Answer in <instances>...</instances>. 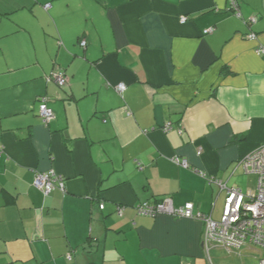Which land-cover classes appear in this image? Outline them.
<instances>
[{"label": "crops", "instance_id": "crops-1", "mask_svg": "<svg viewBox=\"0 0 264 264\" xmlns=\"http://www.w3.org/2000/svg\"><path fill=\"white\" fill-rule=\"evenodd\" d=\"M237 3L0 0V264H260L201 218L264 144V0ZM49 170L65 190L34 185ZM165 197L196 217L138 212Z\"/></svg>", "mask_w": 264, "mask_h": 264}, {"label": "built area", "instance_id": "built-area-1", "mask_svg": "<svg viewBox=\"0 0 264 264\" xmlns=\"http://www.w3.org/2000/svg\"><path fill=\"white\" fill-rule=\"evenodd\" d=\"M231 6L237 11L238 3L230 0ZM50 5L47 4L46 7ZM186 17L181 21L185 22ZM212 29L204 31L205 34L212 32ZM86 46L87 42H81ZM264 51L263 49L258 50ZM52 78L59 86L67 83L68 77L63 69H59L52 74ZM126 85L121 83L118 89L123 92ZM40 112L47 123L53 119L54 114L48 107V98H40ZM175 162L188 166L187 160L174 158ZM245 170L256 177V184L251 189L245 191L240 187H227L223 214L220 219H214L211 215H203L205 222L204 242H214L227 247H243L254 245L262 250L260 264H264V144L253 150L243 161ZM205 176V174L202 172ZM34 185L45 195L51 194L56 189L65 190V178L53 170L38 172L35 175ZM138 212L142 215L155 216L165 214L174 218L196 217L194 206L191 203L181 207L173 206L169 198H162L154 202L146 201L139 205ZM122 214L121 211H119ZM198 217L201 214L197 215Z\"/></svg>", "mask_w": 264, "mask_h": 264}, {"label": "rangeland", "instance_id": "rangeland-1", "mask_svg": "<svg viewBox=\"0 0 264 264\" xmlns=\"http://www.w3.org/2000/svg\"><path fill=\"white\" fill-rule=\"evenodd\" d=\"M202 173V172H201ZM204 173V172H203ZM205 174V173H204ZM203 175V174H202ZM204 176V175H203ZM207 175L205 174V176L204 177H206ZM208 179H209V181L212 183V182H215V181H217V180H215V178L214 177H212V176H208ZM218 182V181H217ZM259 249V248H258ZM261 250V249H260ZM262 251V250H261ZM257 256H260V254H259V252L257 251V254H256ZM261 255H262V252H261ZM261 258V257H260Z\"/></svg>", "mask_w": 264, "mask_h": 264}, {"label": "trees", "instance_id": "trees-1", "mask_svg": "<svg viewBox=\"0 0 264 264\" xmlns=\"http://www.w3.org/2000/svg\"><path fill=\"white\" fill-rule=\"evenodd\" d=\"M236 1H237V0H236ZM82 41H84V40H81V42H82ZM81 42H80V44H81ZM86 45H87V44H86ZM81 46H82V47H86V46H83L82 44H81ZM64 71H65V70H64ZM65 73H66V71H65ZM66 75H67V74H66ZM67 83H68V80H67ZM67 83H66V84H67ZM66 84H65L64 86H66ZM64 86H60V87H64ZM54 191H55V190H54ZM54 191H53V192H54Z\"/></svg>", "mask_w": 264, "mask_h": 264}]
</instances>
